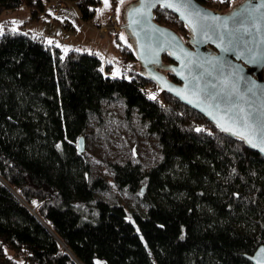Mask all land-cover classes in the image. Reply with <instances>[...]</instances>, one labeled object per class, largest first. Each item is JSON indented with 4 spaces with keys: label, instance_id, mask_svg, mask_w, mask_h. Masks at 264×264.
<instances>
[{
    "label": "trees",
    "instance_id": "obj_1",
    "mask_svg": "<svg viewBox=\"0 0 264 264\" xmlns=\"http://www.w3.org/2000/svg\"><path fill=\"white\" fill-rule=\"evenodd\" d=\"M63 1L83 22L99 5ZM233 1L221 0V12ZM50 2L0 0V15L24 6L40 21ZM153 22L188 45L190 31L168 10L156 8ZM19 28H0V264H250L244 256L264 246V159L176 99L151 98L159 89L128 67L134 45L119 33L127 78L105 76L93 49L63 54ZM170 64L162 56L157 71L176 83ZM105 128L152 136L158 158L148 168L108 161ZM79 138L88 139L82 154Z\"/></svg>",
    "mask_w": 264,
    "mask_h": 264
},
{
    "label": "water",
    "instance_id": "obj_2",
    "mask_svg": "<svg viewBox=\"0 0 264 264\" xmlns=\"http://www.w3.org/2000/svg\"><path fill=\"white\" fill-rule=\"evenodd\" d=\"M156 8L168 10L190 31L188 45L153 22ZM124 23L137 61L160 95L176 99L264 159V0H243L220 14L195 0H135ZM164 55L172 61L176 83L157 71ZM83 141H76L79 154ZM244 258L264 264V246Z\"/></svg>",
    "mask_w": 264,
    "mask_h": 264
},
{
    "label": "rangeland",
    "instance_id": "obj_3",
    "mask_svg": "<svg viewBox=\"0 0 264 264\" xmlns=\"http://www.w3.org/2000/svg\"><path fill=\"white\" fill-rule=\"evenodd\" d=\"M51 1L56 5L55 10H51L49 6L47 7L48 11H52L49 13L51 17L46 16L45 19H41L40 21H31L29 10L23 6L12 11H3L0 15V28L2 23L6 21L9 22L11 29L20 30L19 27L23 26L25 31L45 38L48 43L51 41L49 44L54 48H59L63 54H67L72 49H93L104 57V66L106 63L108 64L107 69L104 70L105 76L109 78H127V74L124 73L121 64L123 56L118 49L114 34L119 33L120 38L123 36L122 41H129L132 44L130 36L123 29L125 26V12L135 1L123 0L117 7L120 9L119 13H117V8L113 9L111 0H109L108 8H105L103 0H99L95 16L89 22L81 20L76 5L73 2L63 0ZM241 1L243 0H236L233 5L236 6ZM211 6L215 7L212 4ZM97 23H100V26L106 27V36L100 37L98 34L100 26L96 28ZM67 24L72 29L67 30ZM113 24H115V27ZM109 33L110 35H108ZM128 67L137 71L142 70V66L136 60L133 63H128ZM149 92L151 98L158 99L160 96L159 91L153 92L150 90ZM105 131L107 133V150L105 155L108 161H113L117 158H135L142 161L146 168H148L153 163V159L158 158L156 155L157 147L154 145L152 136L147 137L143 132L139 131L132 133L123 128H105ZM83 140V148L85 150V143L88 139L83 138ZM90 145L92 154L99 157L104 145L102 137L100 135L96 136ZM96 166L101 168L99 164ZM118 198L121 204L130 206L129 198L122 196ZM6 252L7 256H12L7 250ZM15 261L23 264V260L20 257H16Z\"/></svg>",
    "mask_w": 264,
    "mask_h": 264
},
{
    "label": "built area",
    "instance_id": "obj_4",
    "mask_svg": "<svg viewBox=\"0 0 264 264\" xmlns=\"http://www.w3.org/2000/svg\"><path fill=\"white\" fill-rule=\"evenodd\" d=\"M220 1L221 0H216V1L215 0H211V4L215 5L213 10L215 12L219 13V14L221 13V9L219 8ZM48 6L50 7L51 10H55L56 9V5L52 1L48 4ZM113 25L115 27V24H113ZM98 34L100 35V37L106 36V27L100 26L99 29H98Z\"/></svg>",
    "mask_w": 264,
    "mask_h": 264
},
{
    "label": "snow or ice",
    "instance_id": "obj_5",
    "mask_svg": "<svg viewBox=\"0 0 264 264\" xmlns=\"http://www.w3.org/2000/svg\"><path fill=\"white\" fill-rule=\"evenodd\" d=\"M123 2V0H121V3ZM143 2V0H142ZM103 3L105 5V8H108L109 7V0H103ZM166 7H173V4L172 3H167L166 5H164ZM135 10V9H134ZM117 13H119L120 9L117 8L116 9ZM196 15H199V13H196ZM121 39H123V36H121ZM49 43H51V41H49ZM225 131H229V129H225ZM261 143L264 144V139L261 140Z\"/></svg>",
    "mask_w": 264,
    "mask_h": 264
},
{
    "label": "crops",
    "instance_id": "obj_6",
    "mask_svg": "<svg viewBox=\"0 0 264 264\" xmlns=\"http://www.w3.org/2000/svg\"><path fill=\"white\" fill-rule=\"evenodd\" d=\"M235 2H236V0L233 1V4H235ZM97 25L100 26L101 24L100 23H97ZM68 29L70 30V29H72V27L70 28V26H69Z\"/></svg>",
    "mask_w": 264,
    "mask_h": 264
}]
</instances>
